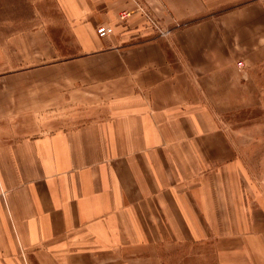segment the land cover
I'll return each instance as SVG.
<instances>
[{
  "label": "crops",
  "instance_id": "0c3cea01",
  "mask_svg": "<svg viewBox=\"0 0 264 264\" xmlns=\"http://www.w3.org/2000/svg\"><path fill=\"white\" fill-rule=\"evenodd\" d=\"M53 1L73 53L44 21L0 22V130L17 135L0 132V264H157L166 245L264 264L249 148L217 115L264 112V0Z\"/></svg>",
  "mask_w": 264,
  "mask_h": 264
},
{
  "label": "rangeland",
  "instance_id": "374dc122",
  "mask_svg": "<svg viewBox=\"0 0 264 264\" xmlns=\"http://www.w3.org/2000/svg\"><path fill=\"white\" fill-rule=\"evenodd\" d=\"M12 3V14H0V22L12 20L13 29L22 27L24 24L32 26L37 20L44 21L50 26L51 34L55 35L56 42H60L62 49L69 48L66 53H73L71 42L66 32L63 18L57 10V5L53 0H41L34 4L32 0H7V3ZM243 0H238L241 2ZM8 11V9H7ZM157 21V20H156ZM158 22V21H157ZM159 23V22H158ZM160 24V23H159ZM161 26V25H160ZM65 53V50H63ZM220 120L223 122L232 134L236 135L244 147L249 148L246 151V163L252 176L253 182L258 189V199L264 202V112L262 111H228L217 113ZM46 120H51L52 124L49 127H38L30 129L31 132H42L52 130L53 126L64 125L63 113L57 116H46ZM77 116V119L72 121L76 124L82 120ZM76 121V122H75ZM15 130V129H14ZM26 130V129H23ZM7 137H15L13 133L6 135L4 130H0ZM205 248L203 256H197L196 252L202 250L194 245H166L158 248L157 264H214L212 256L207 253L208 246Z\"/></svg>",
  "mask_w": 264,
  "mask_h": 264
},
{
  "label": "built area",
  "instance_id": "2783aa9c",
  "mask_svg": "<svg viewBox=\"0 0 264 264\" xmlns=\"http://www.w3.org/2000/svg\"><path fill=\"white\" fill-rule=\"evenodd\" d=\"M128 15L129 14L127 12H122L120 14V17L124 20ZM144 15L148 24L154 29L159 37H166L170 34V30L161 27L160 24L149 13L145 12ZM96 33L98 34V36L103 37L105 35L111 34V29L108 27L100 26L97 28ZM237 66L241 67L242 63L238 62Z\"/></svg>",
  "mask_w": 264,
  "mask_h": 264
}]
</instances>
